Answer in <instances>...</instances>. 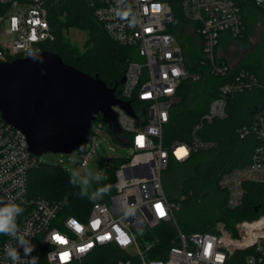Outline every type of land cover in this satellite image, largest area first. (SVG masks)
<instances>
[{
	"label": "built area",
	"instance_id": "built-area-1",
	"mask_svg": "<svg viewBox=\"0 0 264 264\" xmlns=\"http://www.w3.org/2000/svg\"><path fill=\"white\" fill-rule=\"evenodd\" d=\"M63 1L0 0V62L27 56L40 50L43 42L54 40L47 10ZM84 1L108 36L133 53L125 60L123 82L116 93L118 100L130 102L131 112L119 104L111 106L119 129L117 139L130 146L131 154L115 168L113 192L105 201L93 202L84 219L64 216L59 202L28 195L27 175L37 156L30 153L21 131L5 122L0 113V200L24 208L17 224L34 246L28 256L23 247L18 248L22 259L18 264H29L33 256L38 258L37 264L41 256L46 264H85L107 246L124 252L116 264H224L235 250L247 248L253 249L245 258L247 264H264V212L235 221L234 234L221 221L214 224L212 232H184L173 224L176 242L163 258L148 259L147 249L140 243L144 228L173 222L179 208L166 197L162 186L169 160L182 162L192 150L213 147L198 135L204 122L225 116L228 94L254 86L262 91V102L251 122L239 127L237 134L241 138L253 134L257 144L248 162L224 173L217 185L226 195V206L236 209L243 203L246 184H264V84L248 69L235 72L217 51L222 36H243L249 10H264V0H180L178 10L167 0ZM185 28L190 29L188 34L200 51L198 60L187 63L191 69L185 63ZM204 74L226 79L219 82L218 94L192 125L189 142L165 145L163 126L178 100V85L185 79L197 82ZM92 135L93 130L79 154L81 167L96 152L97 137ZM179 148L182 151L178 153ZM8 245L18 247L13 237L0 234V264H12L5 253Z\"/></svg>",
	"mask_w": 264,
	"mask_h": 264
},
{
	"label": "trees",
	"instance_id": "trees-1",
	"mask_svg": "<svg viewBox=\"0 0 264 264\" xmlns=\"http://www.w3.org/2000/svg\"><path fill=\"white\" fill-rule=\"evenodd\" d=\"M167 1L173 9L178 10L180 0ZM259 11L264 13V10L259 9ZM47 13L54 40L40 44V50L58 54L65 63L92 76L96 75L108 87L117 84L118 90L125 60L132 56V50L118 44L108 36L84 0H66L55 3L48 8ZM179 23H181L180 18L177 20V24ZM185 26L188 27L189 24L185 23ZM72 27L82 28L87 32L81 49L71 44L66 37L68 29ZM192 45H195L193 41ZM185 50L186 64L189 61L193 63L200 58L199 49L190 53L185 45ZM18 57L21 56L15 58ZM187 66L189 69L192 68L188 64ZM241 68L248 69L259 83L264 84V47L251 59L235 66L234 71L237 72ZM225 79L217 80L204 74L203 78L197 82L188 79L180 82L176 89L178 100L171 106L169 119L163 126L165 145L172 141L189 142L192 125L205 112L208 101L218 94L216 87L219 82ZM262 99V91L256 86L228 94L225 116L204 122L198 132L201 139L212 142L214 146L208 150H192L188 159L182 162L169 160L166 169L168 167L179 169L178 177L181 179V188L176 197H169L165 191L164 193L170 201L177 202L179 205L173 216L182 231L212 232L214 224L221 221L233 233L232 224L235 221L252 219L264 212V184H246L243 203L236 209H229L226 206V195L217 185L218 179L224 173L248 162L257 140L253 134L243 138L239 137L237 129L251 122ZM94 122L106 125L114 137L118 138V132L110 130L101 115H97L91 122L90 131ZM127 161L128 157H111L101 179L94 178L93 180L94 194L104 187L109 190L100 197L90 198L78 187L74 177L60 164L37 160L28 171V195L57 201L62 206V215L84 219L93 202L105 201L113 192V172L120 164ZM186 168L190 169V173H184ZM210 194L220 201L215 210L211 209L206 201ZM175 231L176 228L172 222L161 223L152 229L144 228L140 243L142 248L147 249V258H163L168 247L176 242ZM252 252L251 248L235 250L224 264H247L245 258ZM123 257V251L115 246H107L96 252L85 264H116V261ZM40 264H46L43 256H41Z\"/></svg>",
	"mask_w": 264,
	"mask_h": 264
},
{
	"label": "water",
	"instance_id": "water-1",
	"mask_svg": "<svg viewBox=\"0 0 264 264\" xmlns=\"http://www.w3.org/2000/svg\"><path fill=\"white\" fill-rule=\"evenodd\" d=\"M123 77L119 84H122ZM117 84L108 87L48 50L0 62L2 119L25 136L31 154H81L91 122L101 115L110 130L119 131L111 106L131 112L130 102L117 99Z\"/></svg>",
	"mask_w": 264,
	"mask_h": 264
},
{
	"label": "rangeland",
	"instance_id": "rangeland-1",
	"mask_svg": "<svg viewBox=\"0 0 264 264\" xmlns=\"http://www.w3.org/2000/svg\"><path fill=\"white\" fill-rule=\"evenodd\" d=\"M249 15L248 28L243 36L237 38L222 36L217 47L218 53L222 54L233 67L251 59L264 47V13L251 8ZM188 32H190V29L185 28L184 46L186 45L191 53L197 51L198 46L192 45V37ZM66 37L71 44L81 49L87 37V32L85 29L72 27L68 29ZM92 130V136L97 137L96 152L91 155L87 164L83 167L78 163L79 154L76 151L70 153L45 152L37 156L39 162L62 164L66 171L74 177L78 187L90 198L94 196L93 180L97 175L101 177L109 159L111 157L127 158L131 154L130 146L123 144L114 137L106 125L94 122ZM184 173H190V169L186 168ZM178 175H180V171L175 167H168L163 173L162 184L166 195L169 197L179 195L181 179ZM206 201L210 208L214 210L220 202L212 194L206 198ZM172 224H177L176 219H174Z\"/></svg>",
	"mask_w": 264,
	"mask_h": 264
},
{
	"label": "clouds",
	"instance_id": "clouds-1",
	"mask_svg": "<svg viewBox=\"0 0 264 264\" xmlns=\"http://www.w3.org/2000/svg\"><path fill=\"white\" fill-rule=\"evenodd\" d=\"M96 180L101 179L100 176L95 177ZM107 187L98 189L94 194L95 197H100L107 193ZM83 194V193H82ZM24 212V208L11 200H0V234L13 237L17 241L18 247L6 246V257L12 261V264H18L21 261V256L18 251L19 247H23L24 254L30 255L34 246L30 240L26 239V234L21 233L17 224V218ZM38 258L33 256L28 260L29 264H37Z\"/></svg>",
	"mask_w": 264,
	"mask_h": 264
},
{
	"label": "bare ground",
	"instance_id": "bare-ground-1",
	"mask_svg": "<svg viewBox=\"0 0 264 264\" xmlns=\"http://www.w3.org/2000/svg\"><path fill=\"white\" fill-rule=\"evenodd\" d=\"M181 151H182V148H179V149L177 150L178 153L181 152Z\"/></svg>",
	"mask_w": 264,
	"mask_h": 264
},
{
	"label": "snow or ice",
	"instance_id": "snow-or-ice-1",
	"mask_svg": "<svg viewBox=\"0 0 264 264\" xmlns=\"http://www.w3.org/2000/svg\"><path fill=\"white\" fill-rule=\"evenodd\" d=\"M157 207H158V208H160V206H159V205H157ZM160 214H161V215H163V211H161V213H160Z\"/></svg>",
	"mask_w": 264,
	"mask_h": 264
}]
</instances>
